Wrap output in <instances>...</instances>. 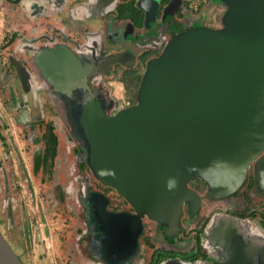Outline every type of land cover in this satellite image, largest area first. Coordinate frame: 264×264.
Here are the masks:
<instances>
[{
  "label": "water",
  "instance_id": "obj_1",
  "mask_svg": "<svg viewBox=\"0 0 264 264\" xmlns=\"http://www.w3.org/2000/svg\"><path fill=\"white\" fill-rule=\"evenodd\" d=\"M214 3L225 7L221 27L195 26L169 39L146 65L129 108L115 107L103 78L113 65L131 66L133 55L123 63L121 54L56 47L35 58L90 177L134 214L129 221L110 213L86 172L72 193L92 192L89 208L107 231L134 227L136 251L144 218L172 240L183 206L199 210L192 179L205 183L209 198L223 199L241 189L254 167L255 187L264 192V0H210L204 12ZM201 240L216 264H264V232L249 222L215 216ZM0 264H23L1 234Z\"/></svg>",
  "mask_w": 264,
  "mask_h": 264
},
{
  "label": "flooded vegetation",
  "instance_id": "obj_2",
  "mask_svg": "<svg viewBox=\"0 0 264 264\" xmlns=\"http://www.w3.org/2000/svg\"><path fill=\"white\" fill-rule=\"evenodd\" d=\"M200 9L189 0H0V234L23 264H31L34 247L50 248L57 264H216L201 240L213 217L246 221L264 232V192L255 187L254 167L241 189L223 199L209 198L204 182L190 180L199 210L183 206L172 240L144 218L138 251L134 227L107 231L89 208L92 192L72 193L86 172L110 213L129 221L134 214L115 191L90 177L43 85L36 56L56 47L76 55L121 54L123 63L133 55L131 66L113 65L103 78L115 107L129 108L146 65L169 39L195 26L221 27L210 23L211 9L203 22ZM127 85H136L134 95ZM119 86L122 95L116 96Z\"/></svg>",
  "mask_w": 264,
  "mask_h": 264
},
{
  "label": "rangeland",
  "instance_id": "obj_3",
  "mask_svg": "<svg viewBox=\"0 0 264 264\" xmlns=\"http://www.w3.org/2000/svg\"><path fill=\"white\" fill-rule=\"evenodd\" d=\"M189 1L192 3V6L198 7L199 5V7H201L200 9V12L202 13L201 19H205V22L208 20L209 12H210L209 10L211 9L210 23L215 26L219 25V23L221 22V18L224 14L225 8L219 5L216 6L212 5L205 13L204 10L209 4L208 0H189ZM114 93L116 96L122 95L120 86L114 89ZM40 258H43V260L42 259L40 260ZM29 259L31 260L30 262L31 264H57L55 262V257L52 255L50 248L34 247L30 249Z\"/></svg>",
  "mask_w": 264,
  "mask_h": 264
},
{
  "label": "trees",
  "instance_id": "obj_4",
  "mask_svg": "<svg viewBox=\"0 0 264 264\" xmlns=\"http://www.w3.org/2000/svg\"><path fill=\"white\" fill-rule=\"evenodd\" d=\"M136 89H137L136 85H135V87H132V86L130 87V85H127V87H126V90H127L128 94H131V95H134Z\"/></svg>",
  "mask_w": 264,
  "mask_h": 264
},
{
  "label": "built area",
  "instance_id": "obj_5",
  "mask_svg": "<svg viewBox=\"0 0 264 264\" xmlns=\"http://www.w3.org/2000/svg\"><path fill=\"white\" fill-rule=\"evenodd\" d=\"M0 28H1V23H0Z\"/></svg>",
  "mask_w": 264,
  "mask_h": 264
}]
</instances>
